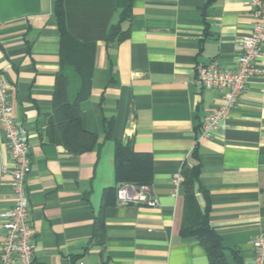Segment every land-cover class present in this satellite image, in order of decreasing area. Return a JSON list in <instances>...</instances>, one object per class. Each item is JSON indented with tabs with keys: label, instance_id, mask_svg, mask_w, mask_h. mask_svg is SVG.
<instances>
[{
	"label": "crops",
	"instance_id": "1",
	"mask_svg": "<svg viewBox=\"0 0 264 264\" xmlns=\"http://www.w3.org/2000/svg\"><path fill=\"white\" fill-rule=\"evenodd\" d=\"M55 1L0 0V70L13 114L29 133L35 264H99L102 254L109 264H210L197 237L182 235L185 165L199 167L195 195L203 211L209 207L212 228L226 248L240 251L242 263H229L252 264L253 240L264 232V46L245 93L207 137L202 121L224 90L201 87L195 70L211 61L236 69L237 42L257 21L254 0H132L122 24L128 36L110 44L119 0H64L69 33L95 45L81 125L98 140L82 153L47 136L61 66ZM117 140L149 160L125 176L151 172L158 206L118 203ZM2 166L9 169L11 158L0 124ZM11 184V173H0V213L12 205ZM4 221L0 216V251ZM101 225L103 245L94 238Z\"/></svg>",
	"mask_w": 264,
	"mask_h": 264
},
{
	"label": "built area",
	"instance_id": "2",
	"mask_svg": "<svg viewBox=\"0 0 264 264\" xmlns=\"http://www.w3.org/2000/svg\"><path fill=\"white\" fill-rule=\"evenodd\" d=\"M257 21L250 34L237 42L239 50L236 69H228L217 61L196 67V81L206 89L224 90L223 102L212 110L202 121V136H210L236 107L245 93L251 77L257 71L256 63L262 56L264 46V8L261 0H254ZM0 124L7 142L11 158L9 169L0 168V173L9 171L12 175V205L2 213L5 221V237L0 251V264H35V229L30 221L27 176L32 170L30 142L27 128L20 124L13 114V104L9 94V84L3 70H0ZM182 175L177 173L173 182L180 185ZM117 200L121 205L130 203L150 207L159 205V199L150 186L120 183L117 186ZM254 257L252 264H264V232L253 240Z\"/></svg>",
	"mask_w": 264,
	"mask_h": 264
},
{
	"label": "trees",
	"instance_id": "3",
	"mask_svg": "<svg viewBox=\"0 0 264 264\" xmlns=\"http://www.w3.org/2000/svg\"><path fill=\"white\" fill-rule=\"evenodd\" d=\"M119 2L122 8L120 18L109 27L105 38L108 44L119 42L129 34V30L124 29L122 24L131 17L132 0H119ZM55 14L61 32V66L53 98L54 111L48 120L47 136L51 142L63 144L72 152L82 153L92 150L98 140L95 133L86 131L81 125V105L91 92L95 45L79 41L69 33L65 22L64 0L55 1ZM112 126L113 121L108 120L107 136L112 135ZM115 158L117 178L121 183L151 186V172L145 178L125 176L126 172L133 171L134 164L136 166L141 164L144 167L149 164V160L135 153L129 144L117 140ZM182 173L184 175L182 185L185 190L182 235L197 237L207 252L210 264H230L231 258L242 263L240 251L236 248H226L221 236L212 228L209 207L207 206L203 211L197 202L195 184L199 178V167L185 165ZM102 222L100 218L99 223ZM94 238L97 244H104L105 232L102 225L97 228ZM99 264H109L103 254Z\"/></svg>",
	"mask_w": 264,
	"mask_h": 264
}]
</instances>
